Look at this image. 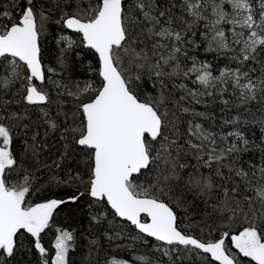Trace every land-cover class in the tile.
<instances>
[{
    "label": "snow or ice",
    "instance_id": "snow-or-ice-1",
    "mask_svg": "<svg viewBox=\"0 0 264 264\" xmlns=\"http://www.w3.org/2000/svg\"><path fill=\"white\" fill-rule=\"evenodd\" d=\"M0 264H264V0H0Z\"/></svg>",
    "mask_w": 264,
    "mask_h": 264
},
{
    "label": "trees",
    "instance_id": "trees-1",
    "mask_svg": "<svg viewBox=\"0 0 264 264\" xmlns=\"http://www.w3.org/2000/svg\"><path fill=\"white\" fill-rule=\"evenodd\" d=\"M217 115H218V113H217ZM228 130H230V129H228ZM253 130L255 131L256 135L259 136V129H258V127L257 126H253ZM249 158L250 157H248V156L245 157L246 160L249 159ZM45 242H47V237L45 238Z\"/></svg>",
    "mask_w": 264,
    "mask_h": 264
}]
</instances>
